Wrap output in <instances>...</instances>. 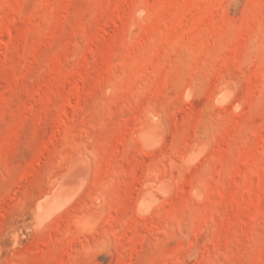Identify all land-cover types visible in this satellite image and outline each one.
Instances as JSON below:
<instances>
[{
    "label": "rangeland",
    "instance_id": "1",
    "mask_svg": "<svg viewBox=\"0 0 264 264\" xmlns=\"http://www.w3.org/2000/svg\"><path fill=\"white\" fill-rule=\"evenodd\" d=\"M0 264H264V0H0Z\"/></svg>",
    "mask_w": 264,
    "mask_h": 264
},
{
    "label": "bare ground",
    "instance_id": "2",
    "mask_svg": "<svg viewBox=\"0 0 264 264\" xmlns=\"http://www.w3.org/2000/svg\"><path fill=\"white\" fill-rule=\"evenodd\" d=\"M229 88V87H228ZM228 88H226L227 90H225V89H223V91L224 92H222V93H220V96H218V98H216L217 100V102L218 103H220V104H225V103H227L228 102V100L230 99V94H231V92H230V90H228ZM232 91V90H231ZM231 97H232V94H231ZM149 121V120H148ZM140 130V129H139ZM141 133H140V139H141V141H142V145H143V147L146 149V150H153V149H155L156 147H158L159 146V144H160V140L162 139H158L157 137H156V135H154L153 134V132H152V127L151 126H146V127H144V129H142V131H140ZM162 137V136H161ZM160 138V137H159ZM195 148V147H194ZM192 149V148H191ZM203 148H196V149H194V151H193V153H192V155H190V157H189V159L188 160H186V162L187 163H185V164H188L189 166H192L195 162H196V160H197V158L202 154H204L203 153V150H202ZM189 151H191V150H189ZM205 151V150H204ZM186 158V157H185ZM200 158V157H199ZM74 163V162H73ZM70 167V166H69ZM68 167V171H67V173L65 174V172H64V176H62L63 174H61V175H59V176H61L62 178H56V180H58V182L57 183H55V186H54V189L56 190L55 191V203L53 204V205H51L49 208H48V210L46 211V212H44V213H46V216L44 217V221L46 220V219H48V218H50L51 216H53V215H55L56 213H60L62 210V208L63 207H65V206H67V205H69L70 203H72L73 201H74V199H75V197L77 198V193L78 192H80L79 190H80V188H82L81 187V183H74V180H77L78 178H77V165L76 164H73L70 168ZM58 176V177H59ZM72 181H73V183H72ZM78 181V180H77ZM76 181V182H77ZM80 182V181H79ZM57 184V185H56ZM164 184V183H163ZM165 185V184H164ZM57 186V187H56ZM160 186H161V184H160ZM164 187H167L166 185L164 186ZM157 189V188H156ZM165 189V188H164ZM163 189V191L165 192V191H167V188H166V190H164ZM153 190V189H152ZM159 190V189H158ZM157 190V191H158ZM161 190V189H160ZM201 191V190H200ZM151 193H149V192H147V193H144V195L143 196H141L142 198H141V201H140V204H139V212L141 213V214H143V215H146V214H148L149 212H151V210H152V206H153V204L154 203H156V202H158V198H154L153 197V194H155V192L153 193V191H150ZM153 193V194H152ZM160 193V192H159ZM167 193H169V192H167ZM200 193V192H199ZM52 194V193H51ZM79 194V193H78ZM152 194V195H151ZM162 194H163V192H162ZM164 195H165V193H164ZM164 195H163V197H164ZM154 196H157V193H156V195H154ZM52 197H53V194H52ZM51 197V198H52ZM47 199V198H46ZM42 200V199H41ZM49 200V199H48ZM53 200V201H54ZM160 200V199H159ZM43 201V200H42ZM156 201V202H155ZM46 204V203H45ZM47 204H48V202H47ZM155 205H157V204H155ZM37 207H39V206H37ZM154 208V207H153ZM37 209H39V208H37ZM47 209V208H46ZM63 209H65V208H63ZM61 210V211H60ZM39 211V210H38ZM60 211V212H59ZM35 213H36V211H35ZM42 213V212H41ZM152 213V212H151ZM38 214V213H37ZM40 215H42V214H40ZM39 215V216H40ZM56 216V215H55ZM54 216V217H55ZM87 216L88 215H86L84 218H83V220L79 223V232H89V231H91V230H93L95 227H96V225H98L97 224V222H98V220L100 221L101 219H100V217H97L94 221H88V220H86V218H87ZM36 217H37V219L39 218L38 217V215H36ZM53 219V217L50 219V220H52ZM40 220H42L41 218H40ZM38 222L40 223L41 221H39L38 220ZM48 224V223H47ZM41 225V224H40Z\"/></svg>",
    "mask_w": 264,
    "mask_h": 264
}]
</instances>
